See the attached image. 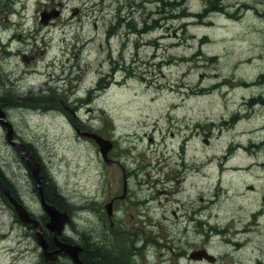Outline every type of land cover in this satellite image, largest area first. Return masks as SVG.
<instances>
[{
	"label": "rangeland",
	"instance_id": "374dc122",
	"mask_svg": "<svg viewBox=\"0 0 264 264\" xmlns=\"http://www.w3.org/2000/svg\"><path fill=\"white\" fill-rule=\"evenodd\" d=\"M220 1L0 0V88L29 93L7 116L77 214L65 230L101 228L124 261L264 264V0ZM76 127L114 142L109 160ZM5 136L0 125V166L40 218ZM122 166L141 170L110 216ZM202 247L216 261L187 257ZM40 252L0 201V264H43Z\"/></svg>",
	"mask_w": 264,
	"mask_h": 264
},
{
	"label": "water",
	"instance_id": "95a60500",
	"mask_svg": "<svg viewBox=\"0 0 264 264\" xmlns=\"http://www.w3.org/2000/svg\"><path fill=\"white\" fill-rule=\"evenodd\" d=\"M58 14H59L58 10L51 11V12L43 11L41 13V19L43 22L46 23L50 18L55 17ZM5 117H6V113L2 109V106L0 104V123L7 126V139L11 142V144L22 150V157H23L25 163L27 164L28 168L30 169L32 177L39 184L38 188H39V192H40V196H41V198H40L41 203L43 204L45 210L47 211V213L50 217V220L47 222V226L50 227L52 230H54L55 236L57 237V235L63 229L65 222L70 220V215H69L68 211H66V210L61 211L56 206L46 202V200L44 198L43 190H42L43 186H42V176L40 174V171H41L40 162L38 161L35 154L33 152H31V150L28 148V146L26 144H24L22 142H18L16 140H13V134H12L13 126L8 120L5 119ZM222 124L226 125L227 121L224 120L222 122ZM83 134L89 135L96 140V142L100 146L101 152L103 153V157L107 160V154H108V151L112 148V142L109 139H105L104 137H102L101 135H99L97 133L84 132ZM205 141L207 142V138H205ZM0 191L5 196H7L9 198V200L11 201V203L14 205V208L18 214V217L22 222H24L26 224L32 223L34 227L39 228L38 231L36 232L37 239H38V243L44 249L43 252H44V255L46 256V259L54 258L61 251H66L72 255V257L74 258V260L76 261L77 264H83L80 261L79 255H78L81 247L66 246L67 245L66 243H60L59 242L57 249H55L53 251L48 250V243L44 237V234L42 232V227H41L39 221L36 218H33L30 215V213L27 211L25 206L22 203H20L13 196L10 188L1 179V177H0ZM111 207H112V203H109V205L107 206L109 214H111ZM190 257L191 258H198V259L206 258L208 260H214L215 259V257L212 254H210L206 249H199V250L193 251V252H191Z\"/></svg>",
	"mask_w": 264,
	"mask_h": 264
},
{
	"label": "flooded vegetation",
	"instance_id": "af4514ba",
	"mask_svg": "<svg viewBox=\"0 0 264 264\" xmlns=\"http://www.w3.org/2000/svg\"><path fill=\"white\" fill-rule=\"evenodd\" d=\"M15 98H17V97L15 96ZM76 128H79V127H76ZM180 156L183 157V154L181 152H180ZM112 161L118 165V161L115 158ZM148 165H150V163ZM181 166L184 167V169L182 171L181 170L177 171V174H175L174 176L171 174L170 175L168 174L166 176L165 181L167 182L170 179L176 180L177 176L179 175L178 173H182L181 176L183 178L184 171L186 170V165L184 162H182ZM122 168H123V166H122ZM139 169H140V166L136 169V172H139L141 170V169L140 170ZM122 170H123L122 191L120 192L118 190V192L110 198V201L112 202V207H116V209H118L116 204L125 200L130 195V190H129L130 187L128 185V179L130 178V176H132V175L134 176L136 174L135 171H130L129 173H126L124 168ZM41 171L43 173L44 179L47 180L48 175L46 172L44 173V171H45L44 167H42ZM5 178L8 180L6 175H5ZM51 187H52V185H48V184L46 186H44L45 189H50ZM33 190L36 191V188H34ZM14 193L17 195L18 198L20 197V194L18 193L17 190ZM59 203L61 205H63V207H61V208L59 207L61 210L67 209L64 207V204L61 200L57 201V204H59ZM171 213L173 215L177 216V210L176 209H172ZM194 213H197V211L191 212L189 219H193ZM101 232L102 231H100L98 229L86 228L84 230V232L82 233L81 237L79 236L80 234H78L79 232H77L76 236L75 235L74 236L73 235L68 236V234L65 233L64 235H61L60 238L62 240H66V241L69 240V241L77 242L80 244L81 250L79 252V256H80V258L84 264H123L120 262V260L115 259V258L114 259L111 258L112 256L110 255L109 250H107L105 245L102 243L103 240H105L106 243H109V234H102ZM33 233H35V232H33ZM90 233H92V234H90ZM92 235H94V236L100 235L101 238H98L95 241L92 239V237H91ZM45 238L48 241V245H49L48 249L49 250L52 251V250H55L58 248V246L54 240V237L51 233H49V232L45 233ZM189 252L190 251H188L187 254H189ZM40 255H41V257H43V259H42L43 264H77L76 262H74L70 259L69 255H65L62 253L59 254V256L57 258H54V259H45L43 254H42V251L40 252Z\"/></svg>",
	"mask_w": 264,
	"mask_h": 264
},
{
	"label": "bare ground",
	"instance_id": "6f19581e",
	"mask_svg": "<svg viewBox=\"0 0 264 264\" xmlns=\"http://www.w3.org/2000/svg\"><path fill=\"white\" fill-rule=\"evenodd\" d=\"M20 98H21V97H20ZM1 102H2V103H0V104L2 105V109L5 111L6 114H7V110H6V109H9V108H11V107H19L18 104H17L12 98H10V96H9L8 94H4V95L2 96ZM11 123L13 124L12 121H11ZM1 126H3V128L5 129V132L7 133V126H5V125H1ZM12 134H13V138H14V139H21V137H20L21 135L18 133V131H17V129L15 128L14 124H13ZM7 143L11 145V142H7ZM41 166H43V165H42V162H41ZM0 171H3V172H4V170L2 169L1 166H0ZM41 173H42V171H41ZM44 173H45V171H44ZM42 175H43V173H42ZM42 184H43V186H46L47 184L50 185L51 183H50V180H49V179L45 180L44 177H43ZM6 185L10 188V190H11L12 192H15V191H16V187H15V184H14L13 182H7ZM51 188H52L53 190L50 189V193L54 194V196H56L59 200H61V201L63 202L64 206L67 208V206L69 205V202L66 201L67 199H66L61 193H59L58 189H57L55 186H54V187L52 186ZM35 192H36V195H37V191H35ZM0 194H1V196H0V201L4 202L3 199H2V197H4V194L1 193V191H0ZM47 200H48L49 202L52 201L51 199H47ZM51 203H53V202H51ZM67 204H68V205H67ZM70 208H71V207H70ZM70 213H71V219H70L69 222L74 221V218L77 216V214H74V215H73V210H72V208L70 209ZM72 215H73V216H72ZM69 222H68V223H69ZM76 226H77V223L75 222L74 224L71 225L70 228H67L66 230H64L63 233H59V234L57 235V237L55 236V232H54V230H52V229H51L50 227H48L47 225L43 227L42 232H43L44 235H45V233H47V232L51 233V234L53 235V237H54V240H55L57 246L59 245L58 243L60 242V243H66V244H67L66 246H77V247H81L80 244L77 243V242H72V241H69V240H68V241H66V240H62V239L60 238L61 235H64V234L66 233V234H68V236H69V235H73V236L75 235V236H76V233L79 232L78 234H80L79 236L81 237L82 233L84 232V230H85L86 228H93V229H98V230L101 231V228H99V227H90V226H88V225L85 226V227H76ZM29 228L31 229L32 232H34L35 227L30 226ZM92 233H93V232H92ZM92 233H90V234H92ZM118 234H119V233H118ZM118 234H117V235H118ZM91 237H92V239L95 240V241H96L98 238H101L100 235H95V236L92 235ZM113 240H114V236H113V235H109V243H106L105 240H103V242H102V243L105 245L106 249L109 250L110 255L112 256L111 258H113V259H114V258H115V259H118V260H120V262L123 263V264H139V263L142 262V261H140V259L137 258L136 254H135L136 252H135L134 249H131V251H133V252H135V253L131 252V254H134V256H135V258H137V260H131V261H134V262L124 261V259L129 258V257H128L127 255L125 256L124 259H123V257H121V255H120V254H121L120 251H122V250H121V249H118V250L115 249V247L117 248V245H116V242L113 243ZM95 241H94V242H95ZM114 241H115V240H114ZM112 246H113V247H112ZM123 249H125V246L123 247ZM119 250H120V251H119ZM115 252H116V253H115ZM60 253L65 254V255H69V256H70V259H71L72 261L76 262V261L74 260V258L72 257V255L69 254L68 252H66V251H61ZM78 255H79V253H78ZM79 259H80V261L82 262L80 256H79ZM121 260H123V261H121ZM82 263H83V262H82ZM83 264H84V263H83ZM143 264H151V263L145 261Z\"/></svg>",
	"mask_w": 264,
	"mask_h": 264
},
{
	"label": "trees",
	"instance_id": "16d2710c",
	"mask_svg": "<svg viewBox=\"0 0 264 264\" xmlns=\"http://www.w3.org/2000/svg\"><path fill=\"white\" fill-rule=\"evenodd\" d=\"M160 2H161V4H165V6L166 5H170V6H172L173 4H177L176 2H177V0H159ZM185 0H178V2L179 3H183ZM209 6L210 7H213V8H220L221 6H219V5H216L215 4V0H209ZM217 2H219V4H222L221 3V1L220 0H217ZM182 13H186V11H182ZM144 23L146 24V26L147 25H150V22H148V20L147 19H145L144 20ZM130 24H132V22H130ZM134 27H135V30H136V25H134V24H132ZM203 90V89H202ZM237 119V118H236ZM54 187V186H53ZM51 190H53L52 188H50ZM50 189H45V195H46V198L47 199H51L52 201L51 202H53L55 205H57L58 207H63V205H61L60 203L59 204H57V201L59 200L56 196H54V194H52V193H50ZM0 196H1V194H0ZM2 199H3V201L6 203V204H8L9 205V207L11 208V209H13V206L11 205V203L9 202V200L4 196V197H2ZM65 207V206H64ZM16 215V214H15ZM45 218H43V220H44Z\"/></svg>",
	"mask_w": 264,
	"mask_h": 264
}]
</instances>
